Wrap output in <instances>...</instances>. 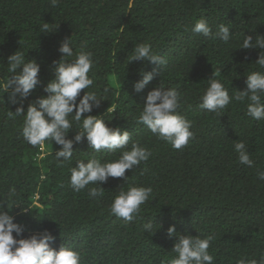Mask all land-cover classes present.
Instances as JSON below:
<instances>
[{
    "label": "trees",
    "instance_id": "obj_1",
    "mask_svg": "<svg viewBox=\"0 0 264 264\" xmlns=\"http://www.w3.org/2000/svg\"><path fill=\"white\" fill-rule=\"evenodd\" d=\"M200 18L213 32L220 23L229 25L231 39L225 43L193 33ZM44 23L57 28L41 32ZM245 35L264 36V0H59L55 7L51 0H0V203L14 187L9 203L32 209L33 215L21 214L19 206L9 213L27 226L23 236L48 229L55 236L52 246L71 245L82 264H170L178 235L170 237L167 229L175 225L180 235L212 237L214 264H237L242 257L258 261L264 254V181L256 173L264 170V120L247 115L246 102H232L219 113L199 108L213 72L231 96L246 87L248 73L264 71L254 62L260 49L239 48ZM66 37H71L74 55L93 54L89 76L94 83L88 90L105 100L91 114H103L110 127L128 130L132 141L152 152L147 162L126 170L127 183L123 178L102 183L105 194L99 200L89 197L87 189L72 190L70 169L77 160L118 159L120 151L97 153L85 140L73 145L72 162L61 165L55 142L46 141L42 148L23 139V116H8L17 104L2 89L10 75L7 59L19 50L40 64L41 84L24 107L46 95L43 86L53 78L52 62L60 59L58 48ZM144 42L167 59L163 69L128 63L135 45ZM154 68L153 80L134 92L142 72ZM161 83L176 88L186 101L178 111L191 121L194 136L181 150L137 123L148 92ZM239 141L246 143L253 167L239 163L234 150ZM129 184L151 186L154 195L125 222L109 207ZM149 220L157 228L152 234L142 228Z\"/></svg>",
    "mask_w": 264,
    "mask_h": 264
},
{
    "label": "clouds",
    "instance_id": "obj_2",
    "mask_svg": "<svg viewBox=\"0 0 264 264\" xmlns=\"http://www.w3.org/2000/svg\"><path fill=\"white\" fill-rule=\"evenodd\" d=\"M58 3L59 0H51L52 7ZM56 28L44 23L40 31L52 32ZM191 31L225 43L231 39L229 25L220 23L213 32L204 18L198 19ZM239 48L260 49L254 62L259 69H264V54H261V50H264V36L254 39L252 35H245ZM58 51L62 55L60 59L52 62L53 78L43 86L46 95L38 96L26 108L23 101L41 84L40 64L35 59H27L25 53L19 50L8 57L7 72L10 75L2 84V89L4 93L9 94L11 103L17 104L15 111H9L8 116H23L22 136L30 145L43 148L46 141L52 146L54 142L59 145V149L55 151V159L61 165L72 162L73 145L85 140L88 148L97 153L120 151L118 159L104 162L98 158L77 160L75 166L70 169L69 186L72 190L81 192L87 189L89 197L99 200L105 194L102 183H106L109 178H123L124 183H127L126 170H133L142 162H147L152 152L139 142L132 141L128 130L110 127L103 114H91L93 109L99 108L105 100L103 96L88 90L94 83L89 76L94 66L93 54L80 51L74 55L71 37L64 38ZM132 61L158 65L161 69L168 63L164 56L158 54L152 45L146 42L135 45L128 63ZM156 71L154 68L152 71L142 72V79L133 83V91L142 92L153 80ZM215 77L216 73L213 72L200 97L199 108L219 113L232 102H246L247 115L257 121L264 120V71L253 70L248 73L246 87L231 96L222 81ZM84 89L87 91L81 96ZM185 102L182 93L176 88L165 87L161 83L148 92L137 123L146 126L159 140L171 144L172 148L181 150L194 136L190 130L191 121L178 111ZM107 109L113 111L111 108ZM73 129L77 130L74 137L68 138V133ZM234 150L238 154L240 164L254 166L244 141L235 143ZM256 175L258 180L264 181V170L257 169ZM89 185L96 186L89 188ZM14 195L15 188L12 187L8 190V198L0 203V264H82L79 252L71 245L62 244L59 249L52 246L55 236L48 229L23 236L27 226L15 222V217L9 213L17 206L20 207L21 214L33 215V212L28 206L16 202L9 203ZM153 195L151 186L129 184L126 189L121 187L110 204L109 212L125 222H131L141 212V206ZM142 228L149 234L157 229L154 230L153 220L144 223ZM167 233L170 237L178 235L171 250L176 256L170 264H214V256L209 253L212 237L201 238L199 234L180 235L177 234L175 225H170ZM237 264H264V254H261L258 261H249L242 257Z\"/></svg>",
    "mask_w": 264,
    "mask_h": 264
}]
</instances>
